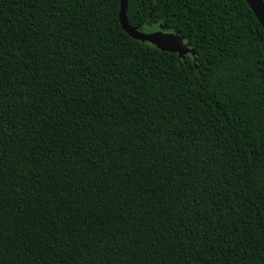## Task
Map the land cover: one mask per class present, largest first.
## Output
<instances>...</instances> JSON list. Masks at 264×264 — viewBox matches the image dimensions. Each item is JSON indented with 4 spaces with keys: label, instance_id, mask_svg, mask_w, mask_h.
I'll use <instances>...</instances> for the list:
<instances>
[{
    "label": "trees",
    "instance_id": "trees-1",
    "mask_svg": "<svg viewBox=\"0 0 264 264\" xmlns=\"http://www.w3.org/2000/svg\"><path fill=\"white\" fill-rule=\"evenodd\" d=\"M119 3L0 0V264H264L261 25L127 0L180 59Z\"/></svg>",
    "mask_w": 264,
    "mask_h": 264
},
{
    "label": "water",
    "instance_id": "water-1",
    "mask_svg": "<svg viewBox=\"0 0 264 264\" xmlns=\"http://www.w3.org/2000/svg\"><path fill=\"white\" fill-rule=\"evenodd\" d=\"M251 11L257 18L264 31V3L262 0H245ZM127 0H120L119 3V23L123 31L132 39L141 43H148L155 46L162 52L172 53L182 59L187 55L195 57V50L192 49L178 31H165L163 25H158V29L152 32H142L138 27L129 25L127 20ZM195 61V59H194Z\"/></svg>",
    "mask_w": 264,
    "mask_h": 264
},
{
    "label": "rangeland",
    "instance_id": "rangeland-1",
    "mask_svg": "<svg viewBox=\"0 0 264 264\" xmlns=\"http://www.w3.org/2000/svg\"><path fill=\"white\" fill-rule=\"evenodd\" d=\"M156 30H157V28H156ZM141 31H142V32H152L153 30H152V28H150V27H145V28H143Z\"/></svg>",
    "mask_w": 264,
    "mask_h": 264
}]
</instances>
